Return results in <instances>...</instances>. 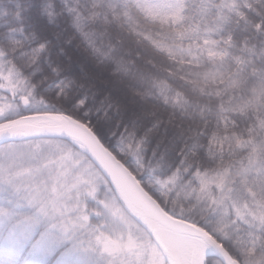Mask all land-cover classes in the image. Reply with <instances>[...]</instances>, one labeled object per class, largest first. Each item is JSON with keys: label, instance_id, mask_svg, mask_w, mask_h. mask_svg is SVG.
Wrapping results in <instances>:
<instances>
[{"label": "snow or ice", "instance_id": "obj_1", "mask_svg": "<svg viewBox=\"0 0 264 264\" xmlns=\"http://www.w3.org/2000/svg\"><path fill=\"white\" fill-rule=\"evenodd\" d=\"M5 188L103 264H264V0H0Z\"/></svg>", "mask_w": 264, "mask_h": 264}, {"label": "rangeland", "instance_id": "obj_2", "mask_svg": "<svg viewBox=\"0 0 264 264\" xmlns=\"http://www.w3.org/2000/svg\"><path fill=\"white\" fill-rule=\"evenodd\" d=\"M40 229L42 233L31 247V264L45 263L62 244L68 247L54 264H103L98 253L82 243L79 234L63 231L55 219L12 195L10 189L0 192V264H13V252L22 254Z\"/></svg>", "mask_w": 264, "mask_h": 264}, {"label": "trees", "instance_id": "obj_3", "mask_svg": "<svg viewBox=\"0 0 264 264\" xmlns=\"http://www.w3.org/2000/svg\"><path fill=\"white\" fill-rule=\"evenodd\" d=\"M26 215H27V213L22 214V216H26ZM90 220L92 223L97 222L94 216L91 217ZM40 233H42L41 229L39 231H37V233L34 235L32 242L30 244H28L25 247V249L21 252L22 254L17 255L18 252H13V254L16 255L14 257L15 262L13 264H31V256H30L31 255V247H32L34 241H36V239L40 236ZM79 236H80L79 238L83 240V237L81 235H79ZM67 247H68V245H66V244L60 245L58 247V249L43 264H54L55 261L57 260V258L59 257V255L61 253H63ZM95 252L97 253V251H95Z\"/></svg>", "mask_w": 264, "mask_h": 264}]
</instances>
